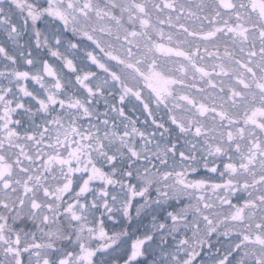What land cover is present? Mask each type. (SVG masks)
I'll list each match as a JSON object with an SVG mask.
<instances>
[{
  "label": "snow or ice",
  "instance_id": "snow-or-ice-1",
  "mask_svg": "<svg viewBox=\"0 0 264 264\" xmlns=\"http://www.w3.org/2000/svg\"><path fill=\"white\" fill-rule=\"evenodd\" d=\"M0 264H264V0H0Z\"/></svg>",
  "mask_w": 264,
  "mask_h": 264
}]
</instances>
